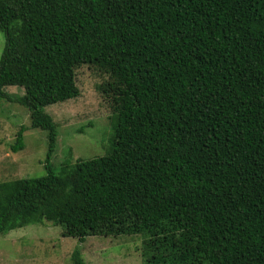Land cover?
<instances>
[{"label":"trees","instance_id":"trees-1","mask_svg":"<svg viewBox=\"0 0 264 264\" xmlns=\"http://www.w3.org/2000/svg\"><path fill=\"white\" fill-rule=\"evenodd\" d=\"M0 28V99L23 87L48 139L46 175L0 182V235L50 223L143 235L146 264H264V0H0ZM84 64L109 76L111 149L56 171L46 107L80 95Z\"/></svg>","mask_w":264,"mask_h":264},{"label":"rangeland","instance_id":"rangeland-1","mask_svg":"<svg viewBox=\"0 0 264 264\" xmlns=\"http://www.w3.org/2000/svg\"><path fill=\"white\" fill-rule=\"evenodd\" d=\"M5 46L6 34L0 28V58ZM76 78L79 96L46 107L58 125L51 157L56 171L78 158L104 156L111 149L112 103L102 91L109 76L84 64L76 69ZM5 90L9 95L0 99V182L42 177L47 174V133L32 127L30 111L15 99L24 94V88L11 85ZM22 127L25 146L13 152ZM64 230L60 225L34 223L0 235V264H74L76 247L86 264H146L143 235L89 236L81 244L77 238L64 236Z\"/></svg>","mask_w":264,"mask_h":264}]
</instances>
